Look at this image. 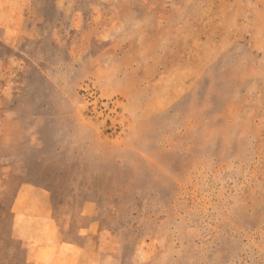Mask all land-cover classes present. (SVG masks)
<instances>
[{"label": "rangeland", "instance_id": "obj_1", "mask_svg": "<svg viewBox=\"0 0 264 264\" xmlns=\"http://www.w3.org/2000/svg\"><path fill=\"white\" fill-rule=\"evenodd\" d=\"M105 1L0 0V264L28 191L77 264H264V0Z\"/></svg>", "mask_w": 264, "mask_h": 264}, {"label": "crops", "instance_id": "obj_2", "mask_svg": "<svg viewBox=\"0 0 264 264\" xmlns=\"http://www.w3.org/2000/svg\"><path fill=\"white\" fill-rule=\"evenodd\" d=\"M104 3L107 4L110 2L106 0ZM0 5L5 4L0 3ZM2 27L4 28L5 35L7 33H12L13 28L16 30L19 26L9 21L2 25ZM5 37L8 38V36ZM4 101L5 98L1 99L0 95V108ZM1 117L3 118V122L0 131V153L3 149H18L23 144V129L22 126H20L19 118L11 115L10 111H7V109H2ZM11 130L14 133H11ZM19 200L22 215L18 218L19 232L24 241L28 240L32 242L30 250L32 262L34 264H49V262L50 264H77L79 260L76 256L78 245L64 240H56L54 237L55 229L58 226L54 220L51 198L48 192H46V208L39 207V203L43 206L44 197L36 191L26 192ZM53 250L56 252L58 251L59 256H53ZM65 250H69L68 252L70 254L63 255ZM46 258H49V262H46Z\"/></svg>", "mask_w": 264, "mask_h": 264}]
</instances>
